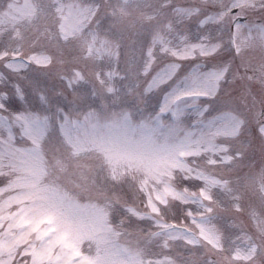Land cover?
I'll list each match as a JSON object with an SVG mask.
<instances>
[{"label": "rangeland", "instance_id": "374dc122", "mask_svg": "<svg viewBox=\"0 0 264 264\" xmlns=\"http://www.w3.org/2000/svg\"><path fill=\"white\" fill-rule=\"evenodd\" d=\"M224 3L226 14L264 9L241 0H0V233L47 223L61 237L31 251V264H65L70 250L71 264H217L206 244L231 262L264 254V122L242 145L249 116L264 117V76L253 81L259 103L240 83L264 67L239 55L261 30L232 29L215 7ZM236 11L230 19L244 13ZM192 74L208 83L185 80ZM69 163L93 166L102 194L47 182ZM28 185L36 190L21 196ZM6 244L0 235V264H26L24 252L5 256Z\"/></svg>", "mask_w": 264, "mask_h": 264}, {"label": "clouds", "instance_id": "9594fccd", "mask_svg": "<svg viewBox=\"0 0 264 264\" xmlns=\"http://www.w3.org/2000/svg\"><path fill=\"white\" fill-rule=\"evenodd\" d=\"M241 4L244 7L264 8V0H241ZM221 18L225 19L224 16ZM245 26L248 27L249 33L253 37L256 36L255 29H260L261 31L259 32L258 39L254 38L239 45V55L245 61H250L260 67H264V22H261L260 25L251 26H248L246 22L245 25H241L239 28L242 29ZM217 48H223V43H218ZM252 63H248V66L251 67ZM261 75L264 76V73H261ZM261 83L264 84V80H261ZM47 182L61 183L74 195L86 198L102 194L100 186L95 182V168L93 166H87V171H84L78 169L75 164L69 163L62 170L51 171ZM35 190V186L28 185L26 191L20 195L23 196ZM9 233V228H5L3 233H0L7 240L4 249L5 256L16 257L19 253L24 252L25 255L29 256L26 264H31L34 257L30 255V252H39L45 249L44 242L38 239L36 233L30 232L28 229L15 230L10 235Z\"/></svg>", "mask_w": 264, "mask_h": 264}, {"label": "snow or ice", "instance_id": "6c2138e0", "mask_svg": "<svg viewBox=\"0 0 264 264\" xmlns=\"http://www.w3.org/2000/svg\"><path fill=\"white\" fill-rule=\"evenodd\" d=\"M191 80L194 85H206L208 83V74H192L190 77H185V80ZM175 87L172 91H175ZM171 93H169L170 95Z\"/></svg>", "mask_w": 264, "mask_h": 264}]
</instances>
